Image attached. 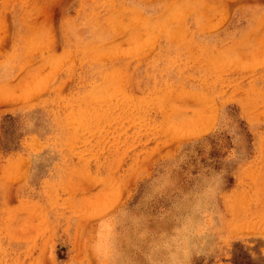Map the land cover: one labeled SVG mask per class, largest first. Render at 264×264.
Segmentation results:
<instances>
[{
  "label": "rangeland",
  "instance_id": "rangeland-1",
  "mask_svg": "<svg viewBox=\"0 0 264 264\" xmlns=\"http://www.w3.org/2000/svg\"><path fill=\"white\" fill-rule=\"evenodd\" d=\"M0 264H264V0H0Z\"/></svg>",
  "mask_w": 264,
  "mask_h": 264
}]
</instances>
